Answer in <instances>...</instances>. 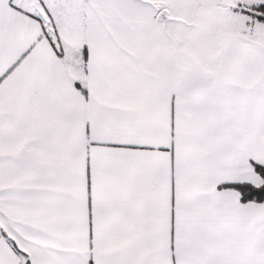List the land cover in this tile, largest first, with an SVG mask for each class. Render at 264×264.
I'll use <instances>...</instances> for the list:
<instances>
[{
    "label": "snow or ice",
    "instance_id": "1",
    "mask_svg": "<svg viewBox=\"0 0 264 264\" xmlns=\"http://www.w3.org/2000/svg\"><path fill=\"white\" fill-rule=\"evenodd\" d=\"M0 264H264V0H0Z\"/></svg>",
    "mask_w": 264,
    "mask_h": 264
}]
</instances>
